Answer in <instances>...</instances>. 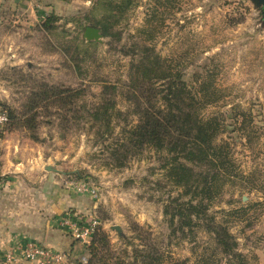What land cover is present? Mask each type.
Returning a JSON list of instances; mask_svg holds the SVG:
<instances>
[{
    "label": "rangeland",
    "instance_id": "1",
    "mask_svg": "<svg viewBox=\"0 0 264 264\" xmlns=\"http://www.w3.org/2000/svg\"><path fill=\"white\" fill-rule=\"evenodd\" d=\"M96 1L0 0V110L16 111L18 119L32 86L40 81L83 88L86 103L97 101L102 86L111 84L116 86L115 107L121 112L116 124L112 122L114 136L121 138L138 120L132 81L140 74L144 56L148 55L147 64L157 55L159 65L177 73L191 90L201 115L223 118L224 130L217 140L228 142L234 163L230 171L236 174L225 175L224 182L219 180L218 194L204 199L206 215L192 232H173L164 204L170 195L181 194L180 200H186L188 194L160 166V152L144 147L119 166L103 148L113 139L98 143L89 123L62 130L56 119L52 125L42 122L34 140L15 119L0 137L17 145L4 156L19 157L21 163L15 171L3 172L0 150V184L17 175L24 185L38 189L42 182L36 177L43 173L53 176L55 185L70 197L72 204L57 212L51 231L50 241L59 247L55 250L66 254L62 264H78L89 257L88 243L74 239L62 224L68 215L81 223L97 220L96 229L108 235L112 257L128 258L135 247L146 250L149 245L161 251L165 261L238 264L221 251L207 228L221 225L245 264H264V17L260 9L251 0H125L130 4L120 12L115 7L120 0H111L113 11L107 12L109 0H99L102 5L94 14L114 21L113 35L87 40L84 31L91 25L86 17ZM50 15L57 19L55 30L43 26ZM30 199L35 201L24 192L17 200ZM37 209L43 217L46 209L41 205Z\"/></svg>",
    "mask_w": 264,
    "mask_h": 264
},
{
    "label": "trees",
    "instance_id": "2",
    "mask_svg": "<svg viewBox=\"0 0 264 264\" xmlns=\"http://www.w3.org/2000/svg\"><path fill=\"white\" fill-rule=\"evenodd\" d=\"M111 2L109 0L108 6L104 7L105 11H113ZM129 2L120 0L115 7L123 12ZM101 5L99 0L96 1L86 20L90 21L91 27L100 31L101 36L111 37L114 21L94 14ZM56 20L54 15H50L43 26L48 30H55ZM147 57L148 55L144 56L145 60H142L138 68L140 74L132 81L134 112L137 113L138 120L127 133H121V138L114 136L113 124L117 122L116 116L121 114L115 107V85L104 84L97 101L86 103L83 88L48 84L44 81L32 86L18 119L16 111L7 113L8 121L0 133L6 132L15 119L19 121L16 122L17 125L27 128L34 140L38 138L36 131L42 122L52 125L56 119L62 130H69L74 125L86 122L90 124L91 130L94 128L98 143L103 144L109 137L113 139L110 144L103 145V148L119 166L125 164L129 155L141 152L144 147L160 152V166L166 170L172 183L182 187L183 193L188 194L186 200H180L181 194L170 195L168 202L164 204V214L174 226L173 232H184L185 229L192 232L197 220L206 215L208 204L204 199H213L218 194L217 190L224 182L225 175L236 174L230 171L234 163L228 154V142L217 140L224 130L223 118L218 115H201L200 107L196 106L197 99L178 78L177 73H172L168 66L159 65L157 55L146 64ZM140 77L146 79V83ZM207 228L215 235L222 252L235 257L238 264H245L244 256L235 251L236 242L227 228L221 225H209ZM135 231H140V228ZM87 248L89 257L78 264H182L165 261L163 253L149 245H146V250L135 247L129 259L112 257L108 235L98 229L91 235Z\"/></svg>",
    "mask_w": 264,
    "mask_h": 264
},
{
    "label": "crops",
    "instance_id": "3",
    "mask_svg": "<svg viewBox=\"0 0 264 264\" xmlns=\"http://www.w3.org/2000/svg\"><path fill=\"white\" fill-rule=\"evenodd\" d=\"M14 1L20 3L22 0ZM16 149V143L9 144L4 138L0 137V150L4 151V160L1 167L3 172L9 169L15 171L21 163L20 158L15 156L16 152L13 153L15 157L11 159L4 156ZM18 177L14 175L11 182L0 184V253L3 252L1 247L24 245L28 241H36L53 249L59 248L50 241L51 231L56 224L55 217L58 219L57 212H61L70 206L72 200L55 185L54 178L51 175L39 173L37 176L39 179L36 177V181L39 180L42 183L38 189H32L24 185ZM24 192H28L35 201L31 202L30 199V201L19 203L17 199ZM5 205H8V207ZM37 205H41V208L46 209L45 212H41L44 215L43 217H40ZM50 222H52V226H50ZM22 231L27 233L24 234ZM28 231H34V233L30 234Z\"/></svg>",
    "mask_w": 264,
    "mask_h": 264
},
{
    "label": "built area",
    "instance_id": "4",
    "mask_svg": "<svg viewBox=\"0 0 264 264\" xmlns=\"http://www.w3.org/2000/svg\"><path fill=\"white\" fill-rule=\"evenodd\" d=\"M8 121L6 111L0 110V131ZM92 193L94 190H91ZM62 224L67 227L74 239L89 243L91 235L95 231L98 221L81 223L71 216H66ZM66 259L64 252L52 249L36 241H28L24 245H16L0 253V264H62ZM85 261V259H84Z\"/></svg>",
    "mask_w": 264,
    "mask_h": 264
},
{
    "label": "water",
    "instance_id": "5",
    "mask_svg": "<svg viewBox=\"0 0 264 264\" xmlns=\"http://www.w3.org/2000/svg\"><path fill=\"white\" fill-rule=\"evenodd\" d=\"M252 3L260 9L261 15L264 17V0H251ZM84 36L87 40H100L101 33L97 28L94 27H86L84 31ZM115 229L118 233H121V229L119 226H115Z\"/></svg>",
    "mask_w": 264,
    "mask_h": 264
}]
</instances>
